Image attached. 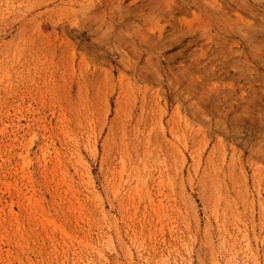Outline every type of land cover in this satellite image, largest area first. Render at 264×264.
Returning a JSON list of instances; mask_svg holds the SVG:
<instances>
[{
  "label": "rangeland",
  "instance_id": "374dc122",
  "mask_svg": "<svg viewBox=\"0 0 264 264\" xmlns=\"http://www.w3.org/2000/svg\"><path fill=\"white\" fill-rule=\"evenodd\" d=\"M0 264H264V0H0Z\"/></svg>",
  "mask_w": 264,
  "mask_h": 264
}]
</instances>
